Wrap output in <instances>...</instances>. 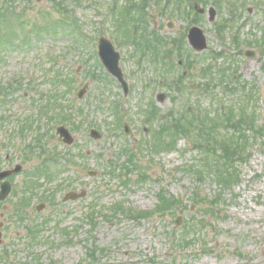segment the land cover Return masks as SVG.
<instances>
[{"label": "rangeland", "instance_id": "rangeland-1", "mask_svg": "<svg viewBox=\"0 0 264 264\" xmlns=\"http://www.w3.org/2000/svg\"><path fill=\"white\" fill-rule=\"evenodd\" d=\"M216 1L0 0V172L22 168L0 202V264H264V0ZM194 23L204 50L188 43ZM101 37L121 55L127 95ZM132 155L143 181L130 166L127 180ZM159 194L177 210L110 214L157 211Z\"/></svg>", "mask_w": 264, "mask_h": 264}, {"label": "water", "instance_id": "water-1", "mask_svg": "<svg viewBox=\"0 0 264 264\" xmlns=\"http://www.w3.org/2000/svg\"><path fill=\"white\" fill-rule=\"evenodd\" d=\"M189 39H190L191 44L196 50H203L206 48L205 39L203 38L202 32L199 29L194 28L189 35ZM99 56L107 72L110 73L113 77H115L121 83L125 93H127L128 85H127V82L124 80V75L122 73V70L119 67L120 54L115 51L112 43L104 38H101L99 42ZM245 57L247 59H255L256 54L253 51H246ZM83 95H84V91H82L79 96L82 97ZM125 131L127 135L130 133V128L128 125H125ZM57 134L60 136L63 142L67 145H72V143L74 142L73 137L70 135L68 129H66L65 127H59L57 129ZM91 136L94 139L100 138V134L97 131H92ZM20 170H21V167H17L13 171L1 173L0 180L15 174L19 172ZM10 190H11V187L8 182L2 183L0 201H3L7 198L8 194L10 193ZM82 196L83 195L68 194L66 197V200H69V199L75 200ZM42 208L43 207L41 206L38 210H41ZM181 222H182L181 219H178L176 223L179 226ZM0 239H1V234H0Z\"/></svg>", "mask_w": 264, "mask_h": 264}, {"label": "trees", "instance_id": "trees-1", "mask_svg": "<svg viewBox=\"0 0 264 264\" xmlns=\"http://www.w3.org/2000/svg\"><path fill=\"white\" fill-rule=\"evenodd\" d=\"M63 27H64V26H63ZM48 28L50 29L51 26L49 25ZM52 28H53V27H52ZM58 28H59V27H57L56 30H58ZM41 30H45V27H38V29H37L36 31H37V32H41ZM35 34H38V33H35ZM8 39L11 40L10 38H8ZM147 39H148V37H147ZM144 40H146V39H144ZM5 43H6V44H5ZM8 44H10V42H8V41L6 40L5 35L0 33V48H2L3 46L5 47V46L8 45ZM161 56H163V55H161ZM161 58H162V57H161ZM153 108H154V111H157L155 107H153ZM147 114H148L147 116H148V118H149V112H147ZM154 115H155V114H154ZM157 115H158V114H157ZM157 115H156V116H157ZM156 116H155V118H156ZM214 118H215V117H214ZM181 123H182V122L175 121L174 124H170V125H169V124H162L161 126L157 127V130H159V131H158V135H159L161 132H163L165 129H169V131H171L172 129H174V130L176 131L178 127H182V124H181ZM190 123H191V122H190ZM164 125H166V126H164ZM173 133H174V131H173ZM223 144H224V143H221L219 149H221V147H223ZM229 151H230V147H229V145H227V149H225L224 152H229ZM128 166L135 168L134 171H135L136 173H139V175H140V178H139V179H140L141 181H143V179H145V178H148L147 173H140V172H138V171H141V172H144V171L141 170V168L137 167V158H136L134 155H132L131 158H129V160H128V165L125 167V169L128 170V173L126 174V176L128 175V176H127V180H129L130 175L134 173V172L129 171L130 169L128 168ZM232 177H233V174H230V175L227 176V178H225V179L221 182L222 187H223L224 189L229 188L230 184H231L232 182H235V181H232V182L229 181V179H232ZM157 197H158V199L160 200V205H158L157 211H156V209H155L154 211H151V212H146V211H132L130 208H127V207H126V209H125V208H124L125 205L122 206V205L117 204V205L115 206V208H114L112 211H110V213H111V215H112L113 217H116L117 215H121V216H130V217H132L133 219L135 218V219H137V220H141V219L152 218V217L155 215V213H157V212H162V213H169V212H172L174 209L177 210V207L180 205L179 202L170 201L169 199L165 198V197L162 196L161 194L157 195ZM166 200L168 201V204H166V203H167ZM178 203H179V204H178ZM173 212H174V211H173ZM173 212H172V213H173ZM92 223H93V222H92ZM88 253H90V251H88ZM96 256H97V251H96L95 249H93V250L91 251V254L88 255L89 258H96Z\"/></svg>", "mask_w": 264, "mask_h": 264}, {"label": "flooded vegetation", "instance_id": "flooded-vegetation-1", "mask_svg": "<svg viewBox=\"0 0 264 264\" xmlns=\"http://www.w3.org/2000/svg\"><path fill=\"white\" fill-rule=\"evenodd\" d=\"M235 13H233V15H234ZM199 15H202V16H204L205 14H199ZM209 16V18H210V20L211 21H214V19H215V17H216V14L214 15H208ZM193 20L191 19V22H192ZM226 22H229V21H227L226 20ZM222 28V29H221ZM227 29V27H226V25H225V22L223 23V24H221V25H218L217 26V29L215 30L216 31V33H217V35L219 36V37H223V35H224V31ZM230 42H232V43H237V40L236 39H231L230 40ZM27 187V186H26ZM22 197H31V196H25V195H23ZM17 200L19 201V199L17 198ZM23 202H27L26 200H23ZM0 228H1V225H0ZM2 236L3 235H1V239H0V244L2 243Z\"/></svg>", "mask_w": 264, "mask_h": 264}]
</instances>
